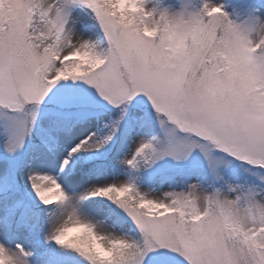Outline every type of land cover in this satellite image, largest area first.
Returning a JSON list of instances; mask_svg holds the SVG:
<instances>
[{"label": "snow or ice", "instance_id": "6c2138e0", "mask_svg": "<svg viewBox=\"0 0 264 264\" xmlns=\"http://www.w3.org/2000/svg\"><path fill=\"white\" fill-rule=\"evenodd\" d=\"M0 264H264V0H0Z\"/></svg>", "mask_w": 264, "mask_h": 264}, {"label": "rangeland", "instance_id": "374dc122", "mask_svg": "<svg viewBox=\"0 0 264 264\" xmlns=\"http://www.w3.org/2000/svg\"><path fill=\"white\" fill-rule=\"evenodd\" d=\"M172 2H173V3H177V2H178V0H172Z\"/></svg>", "mask_w": 264, "mask_h": 264}]
</instances>
